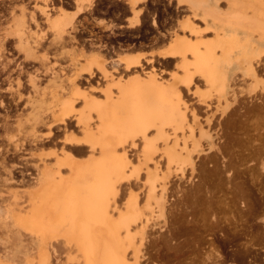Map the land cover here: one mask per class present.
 Returning a JSON list of instances; mask_svg holds the SVG:
<instances>
[{
    "label": "rangeland",
    "instance_id": "1",
    "mask_svg": "<svg viewBox=\"0 0 264 264\" xmlns=\"http://www.w3.org/2000/svg\"><path fill=\"white\" fill-rule=\"evenodd\" d=\"M142 2L138 25L115 29L97 22L100 17L127 12L112 0H0V62L14 58L23 67L20 73L17 68L0 73V101L4 104L0 105V256L10 252L19 264L37 257L39 238L25 232L12 216L27 205L28 193L37 188L35 182L41 178L38 164L54 167L52 153L61 155L64 149L78 160L87 158L85 146L63 138L65 124L67 136L81 137L77 117L89 113L90 122L98 123L83 94L102 99L106 86L120 77L132 78L138 70L155 69L165 79L172 73L183 76L177 65L180 58L158 53L176 36L188 34L182 26L190 20L198 29L190 38L211 43L225 38L219 45L230 48L231 55L218 63L220 78L215 83L195 73L190 84H176L185 102L186 122L171 141L177 139L178 150L187 143L191 157L182 171L166 156L155 154L149 161V167L154 162L157 169V198L163 195L159 206L154 198L147 201L144 168L139 171V181L130 180L141 208L138 264H264V45L251 50L256 45L251 44L246 19H241L252 16L253 7L264 9V0H218L217 4L207 0L209 7L195 11L179 0ZM211 8L212 16L206 11ZM58 10L70 19L62 37L48 29L47 15L52 18ZM236 13L241 16L235 24ZM23 33L24 39L19 40L17 35ZM24 46L30 47L31 54L18 50ZM216 51L217 56H224L220 47ZM125 54H141L140 67L125 70L120 64L114 69L112 63ZM90 59L111 72L112 80L97 71L91 76L82 72L76 79L77 91H71L68 77L79 73ZM247 62L252 63V71ZM32 73H38L37 89L27 83ZM65 98L76 99L71 117L64 125H53L54 139L35 145L30 134H45L49 110L61 109ZM16 143L21 149L15 153ZM127 150L136 163L135 149ZM49 251L52 264L63 262L65 251ZM127 253L132 257L130 249Z\"/></svg>",
    "mask_w": 264,
    "mask_h": 264
},
{
    "label": "bare ground",
    "instance_id": "2",
    "mask_svg": "<svg viewBox=\"0 0 264 264\" xmlns=\"http://www.w3.org/2000/svg\"><path fill=\"white\" fill-rule=\"evenodd\" d=\"M80 1L91 3V0ZM131 1L135 3L144 0ZM179 1L186 2L193 11L209 7L207 0H201V3L205 4L199 3L200 0ZM217 2L218 0L216 4ZM206 11L213 15L212 8ZM243 11L244 9L238 8L237 12L243 13ZM238 13L232 20L235 24L238 23L236 17L241 16ZM250 13L252 16H241V19H246V29L252 39L251 44L256 45L251 46V50L257 51L258 46L264 45V9L253 7ZM47 17L50 25L48 29L55 31L59 37L67 33L66 26L70 19L66 12L58 10L52 18H49V15ZM30 20L35 23L33 15L30 16ZM137 20H132L130 24ZM182 28L187 30L188 34L176 36L165 49L159 51L158 55L180 58L177 65L183 69V76L172 73L169 79H165L162 72H155V69L138 70L132 78L120 77L118 81L106 86L102 99L83 94L86 106L90 111L95 112V120L98 123L90 122L93 118L89 113L86 117H77L75 121L76 124H80L78 127L81 137L67 136L65 130V122L71 117V107L75 98H65L64 106L59 110H49L45 134L32 131L31 142L35 141L36 145V141L54 139L53 125L65 124L64 141L85 146L87 158L78 160L61 149V155L52 153L54 167H49L45 162L38 164L41 178L35 182L37 188L28 193L27 205L16 210L17 213L12 217L25 232L35 234L41 246L37 257L26 258L20 261L21 263L52 264L49 251L52 249L54 253L58 250L65 251L66 256L60 264H138V220L141 216V208L138 195L130 188V180L132 178L134 181L138 180L139 171L144 168L145 182L148 185L147 201L149 198H154L156 206H159L163 195L157 198V169L154 162L152 167H149V161L155 159V154L166 156L168 162H176L180 169L177 168L182 171V166L191 157V149L187 143L184 142L178 150L177 139L176 142L171 141L185 125L183 111L185 102L176 84L181 82L190 84L195 73L203 76L206 82L215 83L220 78L216 69L218 63L231 55L230 48L224 49L219 45L225 42V38H220L221 40L214 43L190 38L189 36L197 34L198 30L190 20H187ZM24 35L25 33L17 37L19 40L24 39ZM219 47L224 51L222 53L224 56H217L216 49ZM29 48L24 46L18 50L31 54ZM140 58L141 54H125L114 61L112 67L117 69L120 64L125 70L140 67ZM10 64H13L12 67H9ZM16 68L19 73L23 69L20 61H14V58L0 62V72L9 73ZM247 69L253 70L252 63L247 62ZM94 71L112 80L111 72L96 60L90 59L83 63L79 73L68 77V87L71 91H77L76 79L79 75L85 72L91 76ZM37 74H28L27 77V83L33 89H37L36 81L39 79ZM20 85L21 82L17 79V86ZM2 104L1 100L0 105ZM84 119L87 120L83 121ZM186 127L191 129L189 125ZM190 132L192 134V130ZM14 146L15 153L21 149L18 143ZM129 147L136 151V163L127 154ZM129 249L132 257L127 253ZM0 264H19V262L7 252L4 256H0Z\"/></svg>",
    "mask_w": 264,
    "mask_h": 264
},
{
    "label": "crops",
    "instance_id": "3",
    "mask_svg": "<svg viewBox=\"0 0 264 264\" xmlns=\"http://www.w3.org/2000/svg\"><path fill=\"white\" fill-rule=\"evenodd\" d=\"M113 2H117L118 4H120L123 7H126L127 12H119V13H113L110 17H100L98 18L97 22H99L98 25L101 24H106L107 26H112L113 28H132V27H136L138 25V21L137 23L135 22L133 25L130 24V22L132 20L136 19L135 14L137 15V19H138V7L140 4H142L143 2H135L132 3L131 0H112ZM131 6L134 8V10L131 9ZM137 10V11H136ZM136 12V13H135ZM103 20V21H102ZM132 25V26H130Z\"/></svg>",
    "mask_w": 264,
    "mask_h": 264
},
{
    "label": "flooded vegetation",
    "instance_id": "4",
    "mask_svg": "<svg viewBox=\"0 0 264 264\" xmlns=\"http://www.w3.org/2000/svg\"><path fill=\"white\" fill-rule=\"evenodd\" d=\"M115 29H116V27H115ZM118 29V28H117ZM5 72V71H4ZM4 72H0V73H4ZM7 73H8V71H7ZM8 75V74H7ZM9 76V75H8Z\"/></svg>",
    "mask_w": 264,
    "mask_h": 264
}]
</instances>
